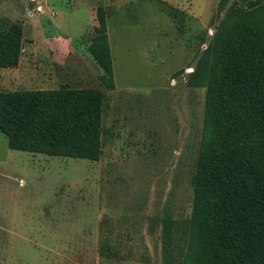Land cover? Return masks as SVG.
<instances>
[{"label":"rangeland","instance_id":"1","mask_svg":"<svg viewBox=\"0 0 264 264\" xmlns=\"http://www.w3.org/2000/svg\"><path fill=\"white\" fill-rule=\"evenodd\" d=\"M38 1L0 0V39L21 31L0 95L100 92L101 155L13 151L0 132V264H189L201 79L229 23L264 19V0H44L45 29L58 18L78 38L31 33ZM101 43L111 73L93 57Z\"/></svg>","mask_w":264,"mask_h":264},{"label":"trees","instance_id":"2","mask_svg":"<svg viewBox=\"0 0 264 264\" xmlns=\"http://www.w3.org/2000/svg\"><path fill=\"white\" fill-rule=\"evenodd\" d=\"M101 29L104 16L97 12ZM234 19L214 50L203 131L192 177L189 264H264V19ZM21 31L0 39V66L18 62ZM93 57L111 73L106 43ZM102 94L90 89L0 95V132L9 149L49 157L101 155Z\"/></svg>","mask_w":264,"mask_h":264},{"label":"crops","instance_id":"3","mask_svg":"<svg viewBox=\"0 0 264 264\" xmlns=\"http://www.w3.org/2000/svg\"><path fill=\"white\" fill-rule=\"evenodd\" d=\"M38 3L40 4L41 6V14H37L36 15V18L34 20L31 21V24H32V28H30V32L31 33H34L35 35V31H37L39 34V36L41 37H44L45 36H54V35H62L63 33V36L67 35L69 36V38L73 37V38H78L80 37V32L77 34L73 33L71 31V24H65L63 25V23H60L59 19L58 18H55V19H52V25H50L51 28H49V30L45 29V9H43V7L45 8V1L42 0V1H38ZM76 10V9H75ZM74 11H65L63 10L60 15H65V16H72L74 14ZM59 15V17H60ZM70 23V22H69ZM50 32V34H49ZM51 33H54V35H52ZM52 90V89H50ZM45 91H49V89L45 90ZM11 150V149H10ZM14 151V150H13Z\"/></svg>","mask_w":264,"mask_h":264}]
</instances>
